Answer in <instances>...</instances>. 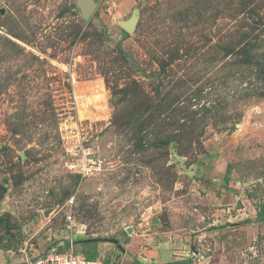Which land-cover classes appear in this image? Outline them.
<instances>
[{
	"label": "rangeland",
	"instance_id": "1",
	"mask_svg": "<svg viewBox=\"0 0 264 264\" xmlns=\"http://www.w3.org/2000/svg\"><path fill=\"white\" fill-rule=\"evenodd\" d=\"M94 1L0 0V264H264V0Z\"/></svg>",
	"mask_w": 264,
	"mask_h": 264
},
{
	"label": "built area",
	"instance_id": "2",
	"mask_svg": "<svg viewBox=\"0 0 264 264\" xmlns=\"http://www.w3.org/2000/svg\"><path fill=\"white\" fill-rule=\"evenodd\" d=\"M66 135L79 136V131L68 129ZM64 137V136H62ZM64 139V138H63ZM73 149V150H72ZM70 159H65L64 164L71 170H78V174L82 178L88 175L99 173L103 170V162L96 157L91 151V148L84 147L78 139L75 143L67 147ZM72 159V160H71ZM77 168V169H73ZM74 172V171H73ZM73 198L70 199L69 204H72ZM24 264H118L117 260H110L107 255L98 254L95 258H89L84 252L77 249L76 241L68 239L66 245L60 247L56 244L49 245L43 253L35 256L33 259ZM121 264V263H120ZM192 264V263H189Z\"/></svg>",
	"mask_w": 264,
	"mask_h": 264
},
{
	"label": "water",
	"instance_id": "3",
	"mask_svg": "<svg viewBox=\"0 0 264 264\" xmlns=\"http://www.w3.org/2000/svg\"><path fill=\"white\" fill-rule=\"evenodd\" d=\"M78 5L81 7L82 15L84 18L89 19L94 14L97 4L94 0H78ZM138 16L134 14L128 21L123 23V27L127 31H133L136 25ZM2 189L0 188V197H1ZM110 242H113L118 245V247H122L120 242L117 239H109ZM124 250V249H123Z\"/></svg>",
	"mask_w": 264,
	"mask_h": 264
},
{
	"label": "trees",
	"instance_id": "4",
	"mask_svg": "<svg viewBox=\"0 0 264 264\" xmlns=\"http://www.w3.org/2000/svg\"><path fill=\"white\" fill-rule=\"evenodd\" d=\"M258 213L260 214V215H262V216H264V203L262 204V206L259 208V211H258ZM110 242V240L109 239H106V238H95V239H90V240H84V242ZM60 243V247H63L64 248V246L66 245V243H63L62 241H59ZM67 242V241H66ZM89 258H92V257H90L89 255H87ZM134 262L136 263V264H143V263H141L137 258H135L134 257ZM184 263V262H183ZM169 264H174V263H169Z\"/></svg>",
	"mask_w": 264,
	"mask_h": 264
},
{
	"label": "crops",
	"instance_id": "5",
	"mask_svg": "<svg viewBox=\"0 0 264 264\" xmlns=\"http://www.w3.org/2000/svg\"><path fill=\"white\" fill-rule=\"evenodd\" d=\"M105 245H107V243H98V244H96L95 254L96 255H98V254H100V255H106V253H105V251L103 249V246H105ZM81 252H83V250ZM131 263H133V262H131Z\"/></svg>",
	"mask_w": 264,
	"mask_h": 264
},
{
	"label": "bare ground",
	"instance_id": "6",
	"mask_svg": "<svg viewBox=\"0 0 264 264\" xmlns=\"http://www.w3.org/2000/svg\"><path fill=\"white\" fill-rule=\"evenodd\" d=\"M132 248V247H131Z\"/></svg>",
	"mask_w": 264,
	"mask_h": 264
}]
</instances>
